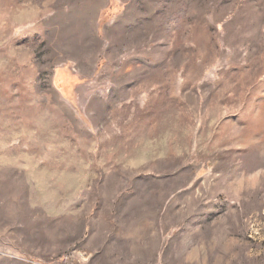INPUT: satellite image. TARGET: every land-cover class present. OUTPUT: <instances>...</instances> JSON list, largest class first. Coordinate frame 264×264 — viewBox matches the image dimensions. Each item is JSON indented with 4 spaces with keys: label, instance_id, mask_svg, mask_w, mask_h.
I'll list each match as a JSON object with an SVG mask.
<instances>
[{
    "label": "rangeland",
    "instance_id": "rangeland-1",
    "mask_svg": "<svg viewBox=\"0 0 264 264\" xmlns=\"http://www.w3.org/2000/svg\"><path fill=\"white\" fill-rule=\"evenodd\" d=\"M0 264H264V0H0Z\"/></svg>",
    "mask_w": 264,
    "mask_h": 264
}]
</instances>
